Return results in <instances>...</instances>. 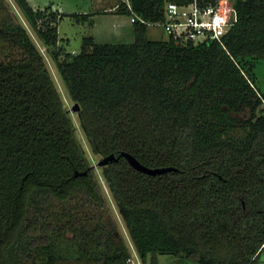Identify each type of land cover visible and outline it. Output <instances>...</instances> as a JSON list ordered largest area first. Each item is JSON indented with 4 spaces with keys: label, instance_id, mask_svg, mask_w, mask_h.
I'll return each mask as SVG.
<instances>
[{
    "label": "trees",
    "instance_id": "trees-1",
    "mask_svg": "<svg viewBox=\"0 0 264 264\" xmlns=\"http://www.w3.org/2000/svg\"><path fill=\"white\" fill-rule=\"evenodd\" d=\"M13 1L78 103L91 152L117 158L99 166L100 177L140 263L167 254L264 264V94L254 72L264 58V0H233L237 22L220 41L198 43L149 38L166 0L120 1L116 13L144 20L132 22V41L87 36L78 53L59 45V20L105 11ZM0 47L11 52L0 57V264H128L70 112L4 0ZM122 152L171 169L139 171Z\"/></svg>",
    "mask_w": 264,
    "mask_h": 264
},
{
    "label": "rangeland",
    "instance_id": "rangeland-1",
    "mask_svg": "<svg viewBox=\"0 0 264 264\" xmlns=\"http://www.w3.org/2000/svg\"><path fill=\"white\" fill-rule=\"evenodd\" d=\"M29 4L34 8L43 9L47 6L51 7L52 10H56L58 13H88L97 11H105V12H97L85 22L79 21L77 22L75 18L71 16H63L59 20L58 23V33L60 41L59 45H61L65 51L67 52H76L81 48L83 37L92 36L96 42L99 43H108L115 41H124L130 42L133 39L132 32V23L130 22L129 14L124 13H116V8L120 1H128V0H27ZM7 7H9V11L12 13L14 22H18L26 26V29L31 34L35 43L37 44L39 50L41 51L46 66L51 73L53 81L57 86V89L60 93L61 100L64 106L67 109H70L73 102L68 97L67 91L56 71L54 64L52 63L49 56L44 52V48L40 45L38 40L36 39L35 34L31 30L30 26L24 19L22 13L19 8L16 6L13 0H4ZM3 18V15H1ZM89 22H93L89 24ZM147 34L152 40H162L166 39L168 36L162 30V26H149ZM4 47V46H3ZM3 47H0L3 48ZM7 50L2 51L0 53V57L7 58V54L11 53L10 49L5 48ZM14 53V51H13ZM254 72L257 78V86L259 90L264 94V58L259 60L254 67ZM70 115L73 119V122L76 126V134L85 149L87 157L89 159V163L91 164L93 173L98 181L101 183V191L102 195L106 201L105 207L107 211H105V215L109 216L116 225L117 231L122 237L123 241L127 245L130 252V260L132 264H141L139 257L132 250V245L126 230V227L119 216L112 200L111 196L100 177V167L97 165V162L100 158L94 155L91 152V148L84 136V133L79 125L78 116L76 112L69 111ZM61 206V205H60ZM92 211L97 213L100 211L99 208L91 207ZM264 255V253H263ZM264 258V256H263ZM147 264H152L150 260L147 261ZM157 264H194L186 259H180L173 255L167 254H159L157 256Z\"/></svg>",
    "mask_w": 264,
    "mask_h": 264
},
{
    "label": "built area",
    "instance_id": "built-area-1",
    "mask_svg": "<svg viewBox=\"0 0 264 264\" xmlns=\"http://www.w3.org/2000/svg\"><path fill=\"white\" fill-rule=\"evenodd\" d=\"M163 11L164 20L156 25L167 36L194 43L220 41L238 20L233 0H166ZM135 19L144 21L131 14L130 22Z\"/></svg>",
    "mask_w": 264,
    "mask_h": 264
},
{
    "label": "water",
    "instance_id": "water-1",
    "mask_svg": "<svg viewBox=\"0 0 264 264\" xmlns=\"http://www.w3.org/2000/svg\"><path fill=\"white\" fill-rule=\"evenodd\" d=\"M78 110H79L78 103H73L71 108L68 109V111H73V112H77ZM121 155H123L127 159V161L129 162V164L132 167H134L135 169H137L139 171H143V172H146V173L156 174V173H161V172H164L166 170H170L171 169L169 167H167V168H155V169L147 168V167L143 166L135 157H133L130 154L122 152ZM112 159H117V158L113 154L107 155V156L101 158L97 162V165L102 166L104 164H107Z\"/></svg>",
    "mask_w": 264,
    "mask_h": 264
},
{
    "label": "crops",
    "instance_id": "crops-1",
    "mask_svg": "<svg viewBox=\"0 0 264 264\" xmlns=\"http://www.w3.org/2000/svg\"><path fill=\"white\" fill-rule=\"evenodd\" d=\"M95 11H97V9Z\"/></svg>",
    "mask_w": 264,
    "mask_h": 264
}]
</instances>
